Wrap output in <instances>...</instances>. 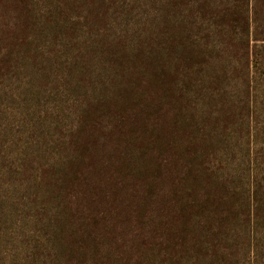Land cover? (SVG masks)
Instances as JSON below:
<instances>
[{
	"label": "rangeland",
	"instance_id": "374dc122",
	"mask_svg": "<svg viewBox=\"0 0 264 264\" xmlns=\"http://www.w3.org/2000/svg\"><path fill=\"white\" fill-rule=\"evenodd\" d=\"M0 264H264V0H0Z\"/></svg>",
	"mask_w": 264,
	"mask_h": 264
}]
</instances>
